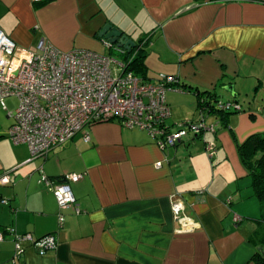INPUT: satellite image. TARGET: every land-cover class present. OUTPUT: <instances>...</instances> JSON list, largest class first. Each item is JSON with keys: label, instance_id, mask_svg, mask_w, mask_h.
Listing matches in <instances>:
<instances>
[{"label": "crops", "instance_id": "crops-1", "mask_svg": "<svg viewBox=\"0 0 264 264\" xmlns=\"http://www.w3.org/2000/svg\"><path fill=\"white\" fill-rule=\"evenodd\" d=\"M107 24L137 47L145 42L141 77L176 76L185 86L167 94L172 122L200 121L204 92L243 110L227 118L205 113L216 132L164 150L141 129L98 123L32 160L27 144L8 138L15 111L0 103L10 121L0 125V177L13 171L11 183L0 186V233L12 227L58 242L45 256L24 242L15 264H258L262 209L240 148L264 134V0H0V28L20 51H35L45 40L62 51L111 56L119 48L106 49L99 37ZM208 143L216 146L213 159ZM42 172L55 183L83 176L69 183L79 215L60 209L40 183ZM178 199L200 224L197 231L176 233ZM6 237L0 264H14L15 244Z\"/></svg>", "mask_w": 264, "mask_h": 264}, {"label": "built area", "instance_id": "built-area-1", "mask_svg": "<svg viewBox=\"0 0 264 264\" xmlns=\"http://www.w3.org/2000/svg\"><path fill=\"white\" fill-rule=\"evenodd\" d=\"M37 3L42 0H34ZM106 49L114 46L104 41ZM126 55L122 49H116ZM136 54L123 61L94 51L72 49L62 51L42 40L35 51H20L17 44L0 28V103L16 98L19 105L11 116L13 125L8 138L14 144H27L32 160L46 157L53 149L72 140L86 127L118 120L127 129H141L161 149L173 147L188 137L205 136L216 132L217 124H207L202 109L200 121H184L168 125L172 110L167 102L170 91H178L180 79L160 75L146 80L129 70ZM215 109L221 112H242L237 102L219 101ZM90 140L89 136L85 141ZM210 159L216 154L215 144H207ZM161 163L156 165L157 168ZM13 171L0 177V186L11 183ZM82 175L67 174L60 183L53 182L42 172L40 183L54 194L62 211L74 208L79 215L76 198L69 183H78ZM2 203H7L3 200ZM177 234H190L200 228L185 211V203L178 199L172 203ZM235 221H241L236 216ZM65 217L59 215L63 227ZM9 236L15 244L13 263L25 254L24 242L36 247L40 256L58 246L55 235L36 239L31 234H19L15 228L0 233V243Z\"/></svg>", "mask_w": 264, "mask_h": 264}, {"label": "trees", "instance_id": "trees-1", "mask_svg": "<svg viewBox=\"0 0 264 264\" xmlns=\"http://www.w3.org/2000/svg\"><path fill=\"white\" fill-rule=\"evenodd\" d=\"M133 54H136V56L131 65L129 66V70L133 71L136 75L140 76L141 70L143 68V64H141V62L143 61L146 54L145 42L143 43V45L136 47L134 51L132 50L131 52H129L130 56ZM141 78L146 79L144 77ZM176 86L177 88H179L178 90L185 87L181 83V81ZM214 97L216 96L213 93H200L198 98V107L201 108V110L209 108L210 112L207 113H218L224 116V118H227V116L234 113H240L236 111L221 112L215 109V104L219 102V100L216 99V103H214ZM240 150L244 164L246 165V168L249 170L253 178L254 192L256 197H258L260 201L262 209L261 221L264 223V134L251 137L246 142V144L241 146ZM257 262L258 264H264V254H262L261 252L258 253Z\"/></svg>", "mask_w": 264, "mask_h": 264}, {"label": "water", "instance_id": "water-1", "mask_svg": "<svg viewBox=\"0 0 264 264\" xmlns=\"http://www.w3.org/2000/svg\"><path fill=\"white\" fill-rule=\"evenodd\" d=\"M99 37L112 46L115 45L117 48L124 49L128 52L137 47L136 43L130 39L129 36L125 35L121 30L114 27L112 24H107L99 33ZM258 251L264 254L262 248H259Z\"/></svg>", "mask_w": 264, "mask_h": 264}, {"label": "rangeland", "instance_id": "rangeland-1", "mask_svg": "<svg viewBox=\"0 0 264 264\" xmlns=\"http://www.w3.org/2000/svg\"><path fill=\"white\" fill-rule=\"evenodd\" d=\"M111 57H113L117 61H123L125 59V57L122 54L118 53L115 50H112ZM5 102H6L7 106H8V108H9L10 112H14L17 109L18 105H19V102H18V100L16 98H8ZM224 102H227V101H224ZM6 115H7V112L4 111L2 109V107L0 106V125L4 126V127L7 126V124L10 122V121H8L6 119ZM172 120L173 119L170 118L168 120V122H172ZM188 121H190V120H188ZM172 123H174V124H171V125H174L173 127H176L175 124H179L180 121L179 122L178 121L177 122H172Z\"/></svg>", "mask_w": 264, "mask_h": 264}]
</instances>
